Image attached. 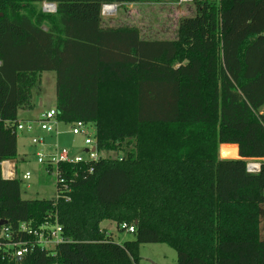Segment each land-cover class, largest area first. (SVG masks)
<instances>
[{
	"label": "trees",
	"instance_id": "trees-1",
	"mask_svg": "<svg viewBox=\"0 0 264 264\" xmlns=\"http://www.w3.org/2000/svg\"><path fill=\"white\" fill-rule=\"evenodd\" d=\"M178 1L0 0V264H139L144 244L177 264H264V0H193L175 40L102 26L107 5ZM45 72L58 122L93 126L100 159L60 163L69 192L25 200L2 164ZM106 221L135 225L133 240L116 243ZM23 224L59 225L64 241L43 248ZM20 241L19 260L5 245Z\"/></svg>",
	"mask_w": 264,
	"mask_h": 264
},
{
	"label": "rangeland",
	"instance_id": "rangeland-1",
	"mask_svg": "<svg viewBox=\"0 0 264 264\" xmlns=\"http://www.w3.org/2000/svg\"><path fill=\"white\" fill-rule=\"evenodd\" d=\"M143 5V6H142ZM37 10L41 11L44 14H55L56 9L51 8V4L42 3L37 6ZM195 6L193 4V0L189 2H182L179 0L176 3H168V2H156V3H147L140 4V6H136L133 9V18H135L138 22L137 25L143 31H151L153 34L145 38H153L156 40H175L177 39L178 34V23L182 17H190L195 15ZM128 18L126 13L123 10H117L116 14L113 15L111 19H113L112 24H110L109 20H107L106 16L102 15V19L106 21L107 24L104 26H119L120 23H123L125 19ZM110 19V17H109ZM132 21V20H131ZM50 78L51 80H46ZM42 88V89H41ZM40 90L43 91V97L46 101V106L52 104V101L56 98V75L54 72H45L41 75V84L39 86ZM37 91V88H36ZM33 91V92H36ZM38 92V91H37ZM39 115V111H30L20 109L18 111V119H27V118H36ZM70 124L68 123H60L58 125V134H52V136L46 135V146L48 144L53 145L50 147L49 151H42L39 146H34L30 137L26 138L23 135H18V148H19V156H18V169L21 171L20 177H22L25 172L29 171L31 175L39 173L37 157L36 153H43L46 155L52 154L55 147L59 149L66 148L73 153L71 154L72 158L75 156L78 157H87L86 150H89V147L85 145V138L82 136H74L71 133ZM95 132V128L93 126L89 127V134L93 137ZM23 152H28L27 156H23ZM104 157H112L116 158L118 156L117 152L114 153H102ZM25 157V159H24ZM250 163H257L258 161H249ZM41 166V165H39ZM44 167V166H42ZM37 172V173H36ZM34 173V174H33ZM42 174V172H41ZM47 174V173H46ZM43 175V174H42ZM41 175V176H42ZM45 182L36 181L37 178L33 179L31 182H25L22 178V195L23 198H26L24 194V190L27 188V185H33L34 188L30 190L32 192H36L38 190L41 191L39 195H34L39 199L53 200L57 198L56 191V177L55 175L47 174L45 176ZM32 196V195H29ZM101 227L105 229L106 232L112 235L116 243L122 244L127 241L133 240V235L126 232L121 231L116 223L106 221L103 222ZM264 228V227H263ZM264 230V229H263ZM49 250L53 249L52 245L47 247ZM140 254V263L139 264H177V253L174 249L165 244H144L140 246L139 249Z\"/></svg>",
	"mask_w": 264,
	"mask_h": 264
},
{
	"label": "built area",
	"instance_id": "built-area-1",
	"mask_svg": "<svg viewBox=\"0 0 264 264\" xmlns=\"http://www.w3.org/2000/svg\"><path fill=\"white\" fill-rule=\"evenodd\" d=\"M184 1L185 0H181ZM191 1V0H189ZM51 8L56 9L55 5H51ZM109 9L108 13H105V9ZM117 11V6L115 5H107L103 7L102 15L103 16H109ZM56 111L55 109L49 110L45 112L41 118L35 122L33 121H18L15 123H10L9 126L12 127L15 131V133L18 135H28L30 137V141L34 146L42 147L44 146V140L39 135H36V129H39L41 133L44 134H58V125L60 124L56 118ZM91 125L87 124L82 121H78L74 123L71 126V133L74 136H82L85 138V145L89 147V150H86L87 157H78L75 156L72 158L71 153L68 149L63 148L59 149L58 147H55L52 154L46 155L43 153H37V163L41 166H44L46 169V172L50 175H55L56 177V187L57 185H62L63 189L59 192L57 191V198L64 193L69 192V187L65 183V180L61 177V172L59 171V164L60 163H73V164H79V163H89V162H97L100 159V154L97 150L96 142L94 140V137H91L89 134V127ZM248 171L250 173H257L260 171V164L257 163H249L248 164ZM90 172H93V169H90ZM24 181H29L31 179V174L29 172L25 173L22 177ZM49 229V230H48ZM122 229H124L126 232L133 234L136 232L135 225H122ZM48 230V231H47ZM21 231L26 232L29 235H34L37 237L36 244L47 248L49 245H52L55 247L56 245L62 243L64 239L62 238V228L59 225H56L54 227L45 225L44 228H42V231L40 233L36 231L29 230L28 227L23 224L21 226ZM47 231V233H45ZM1 238L8 241L11 239V235L9 232V229H4ZM7 244V243H6ZM2 244L0 243V246ZM28 243L27 242H10V244L5 245L7 248H11L14 252V256L17 259L23 258L28 253Z\"/></svg>",
	"mask_w": 264,
	"mask_h": 264
},
{
	"label": "crops",
	"instance_id": "crops-1",
	"mask_svg": "<svg viewBox=\"0 0 264 264\" xmlns=\"http://www.w3.org/2000/svg\"><path fill=\"white\" fill-rule=\"evenodd\" d=\"M183 2V1H182ZM145 5V4H144ZM115 6H117V10H123L125 13H126V16H128V18H126L125 19V21L123 22V23H120V25L119 26H111V25H109V26H104V24H107L106 23V21H104L103 19H102V26L103 27H108V28H123V27H129V28H137L139 31H140V37L143 39V40H156V39H151V38H145V36H148V37H150L153 33L151 32V31H143L140 27H139V25H137L138 24V22H137V20L135 19V18H133V9L136 7V6H140V4H131V5H115ZM143 6V5H142ZM117 12V11H116ZM116 12H114L113 14H111V15H109V16H106V18H107V20H109V22H110V24H112V21H113V19H111L112 17H113V15H115L116 14ZM105 17V16H104ZM109 17H110V19H109ZM183 18V17H182ZM132 20V21H131ZM163 40H168V39H163ZM46 80H51L50 78H47ZM42 89V88H41ZM43 91L42 90H40L39 89V91L38 92H35V94H34V98H33V100H32V104H31V106L30 107H26V108H23V110L25 109V110H30V111H35V110H38L39 111V115H38V117H36V118H27V119H18L19 121H33V122H35V121H37V120H39L40 118H41V116L45 113V112H47V111H49V110H53V109H56V98H55V100H53L52 101V104L51 105H49V106H46V104H45V100H44V97H43ZM70 128H71V126H70ZM36 135H39L41 138H43V140H44V146H42V147H39V148H41L42 149V151L44 150V152H45V150L46 151H49V149H50V147H52L53 145H51V144H48L47 146H46V135L47 136H52V134H44V133H41L40 131H39V129H36ZM24 137H26V138H28L29 136L28 135H23ZM18 151H19V148H18ZM70 153L73 155V153L70 151ZM37 154V153H36ZM36 154H35V156H36ZM28 155H29V153L28 152H23V156H27V158H28ZM18 156H19V152H18ZM24 159H25V157H24ZM18 162H19V160H18V158L15 160V161H7V162H4L3 164H2V175H3V178L5 179V180H13V179H15V178H19V179H21L22 177H23V175H22V177H20V174H21V171L18 169ZM38 169H39V173L38 174H34V176L33 175H31V179L29 180V181H25L26 183L27 182H31L33 179H35V177L37 178V180L36 181H39V182H45L46 181V175L48 174L47 172H46V169L44 168V167H42V166H39L38 165ZM27 172H29V171H27ZM27 172H25V173H27ZM41 172H42V174H41ZM31 173V172H30ZM37 173V172H36ZM47 173V174H46ZM42 175V176H41ZM32 188H34L33 187V185H27V188L24 190V194L25 195H28V196H25L26 198H23V195H22V198L23 199H25V200H46V199H39V198H37V197H34V195H39L40 193H41V189L40 190H38V191H36L35 193L34 192H32V194H31V192H30V190L32 189ZM29 195H32V196H29ZM102 225V224H101ZM103 229V228H102ZM105 230V229H104ZM108 233V232H107ZM109 234V233H108ZM111 235V234H110ZM114 239V238H113Z\"/></svg>",
	"mask_w": 264,
	"mask_h": 264
},
{
	"label": "water",
	"instance_id": "water-1",
	"mask_svg": "<svg viewBox=\"0 0 264 264\" xmlns=\"http://www.w3.org/2000/svg\"><path fill=\"white\" fill-rule=\"evenodd\" d=\"M0 16H1V14H0ZM5 224H7L5 221H1L0 222V226H3V225H5ZM20 260V259H19Z\"/></svg>",
	"mask_w": 264,
	"mask_h": 264
},
{
	"label": "bare ground",
	"instance_id": "bare-ground-1",
	"mask_svg": "<svg viewBox=\"0 0 264 264\" xmlns=\"http://www.w3.org/2000/svg\"><path fill=\"white\" fill-rule=\"evenodd\" d=\"M185 2H189V0H185ZM108 8L107 9H105V13H108Z\"/></svg>",
	"mask_w": 264,
	"mask_h": 264
}]
</instances>
